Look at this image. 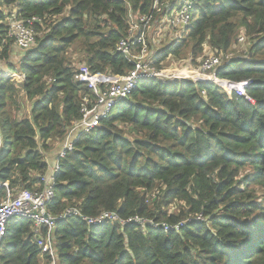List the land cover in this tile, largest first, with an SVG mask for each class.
Masks as SVG:
<instances>
[{
	"label": "trees",
	"instance_id": "1",
	"mask_svg": "<svg viewBox=\"0 0 264 264\" xmlns=\"http://www.w3.org/2000/svg\"><path fill=\"white\" fill-rule=\"evenodd\" d=\"M190 1L186 35L179 44L155 49L154 66L161 70L170 58L182 59L186 49L195 60L207 47L230 55L242 33L251 42L248 53L230 56L215 75L224 82L251 81L246 95L215 83L144 80L60 160L49 207L54 216L73 207L87 217L114 212L125 220L183 226L166 231L109 221L95 227L77 217L63 219L53 234L58 264H264V0ZM153 3L0 0V64L19 74L18 80L0 78L2 184L13 192L44 188L47 154L82 120L84 99L90 109L95 103L92 91L76 80L70 50L78 46L94 74L128 75L135 65L118 45L128 38L130 17L148 16ZM15 7L19 19L42 20L38 32L48 29L35 48L19 54L18 66L8 33ZM21 96L32 104L30 116L22 118ZM7 197L1 188L0 203ZM175 204L180 208L170 214ZM44 259L49 264L34 224L10 221L0 264Z\"/></svg>",
	"mask_w": 264,
	"mask_h": 264
},
{
	"label": "built area",
	"instance_id": "2",
	"mask_svg": "<svg viewBox=\"0 0 264 264\" xmlns=\"http://www.w3.org/2000/svg\"><path fill=\"white\" fill-rule=\"evenodd\" d=\"M194 12V5L190 0H154L152 12L148 16L137 18L131 16L128 38L122 40L118 45L121 52L128 61L135 65V69L126 76L94 74L88 66L79 69L76 80L84 84L95 96V103L85 98L83 104V118L76 123L66 136L65 145L59 152L54 168L41 178L44 188L39 191L20 190L13 192L9 183L2 184L0 189L5 187L8 197L0 203V244L7 235L8 224L14 219H24L34 224L36 233V243L42 254L49 256V264H58V254L55 249L53 234L57 223L60 220L70 217H77L88 223L90 226H102L107 222H118L125 227L127 224L136 222L140 224L150 223L155 228L162 226L166 231L180 229L183 224L172 227L167 223L154 224L139 217H132L128 220L121 219L117 213L104 212L96 217L84 216L80 209H66L59 216H54L49 207L55 198V174L59 171L60 160L67 153L74 150V143L82 133H87L100 126L102 120L109 118L115 108L123 101L130 98L134 89L144 80L152 78H162L168 81H193L201 83H215L217 85L235 89L240 95H246V89L252 84L251 81L241 83L224 82L216 77L215 71L222 67V59L217 55L207 57L196 69L188 70V67H176L173 70H158L156 62L155 48L151 50L149 35L154 34L159 29L164 30V38L168 44H179L187 33L191 24ZM18 9L15 7L8 18L9 38L14 41V47L26 53L36 47L38 30L37 26L42 24V20L37 17L30 19H19ZM155 24L157 29L150 34L146 28ZM143 26L145 29L143 30ZM239 41L244 44L246 37L242 35ZM167 44V45H168ZM151 50V51H150ZM229 60L230 55L226 56ZM173 58V57H172ZM171 59V58H170ZM11 72L0 67V78L11 77ZM219 82L221 84H219ZM228 86V87H227ZM2 140L0 139V155L2 153ZM202 219V216L197 218Z\"/></svg>",
	"mask_w": 264,
	"mask_h": 264
},
{
	"label": "rangeland",
	"instance_id": "3",
	"mask_svg": "<svg viewBox=\"0 0 264 264\" xmlns=\"http://www.w3.org/2000/svg\"><path fill=\"white\" fill-rule=\"evenodd\" d=\"M59 19L60 18H56V20H59ZM144 29H145V26H143V30ZM156 29H157V27L155 26V24H151L150 26H148L146 28V32L148 34H150L152 31H155ZM47 33H48V29L44 25L43 28H42V30L40 32H38V38L37 39L42 38ZM241 36H242V33L238 36V38H240ZM238 38H237V40H238ZM149 39L153 40L152 46L155 47V49H159V50H161L162 48L166 47L167 44H168V42H169L166 38H164L162 36L161 37H156V36H154V34H150L149 35ZM250 43H251L250 41H246L244 44H242L240 41H237L236 44L233 46L232 50L228 54H230V56H232V57H235V56H245L248 53V51H249V49L251 47V44ZM36 45H37V43H36ZM79 51H80V48L78 46H76V47H73L70 50V53H69V58L73 61V66L77 70L80 69V68H82V67H84V66H87L86 63L82 61L83 54L79 53ZM19 53H21V52H19ZM210 55H217V54H216L215 51H212L209 47H207L205 49V52L203 53V55L200 56V58H197L195 60L194 58H192V56L190 54V50H187L186 49L184 51V53H183L182 59L171 58L170 60H167L166 62H164L163 63V67H164L163 70H165V71L173 70L174 68H176L178 66H180V67H183V66L188 67V70L196 69V67L199 66L200 63H202V61H204ZM217 56H220L221 57V59H222V65L228 60L227 57H226V55H217ZM17 57L18 58L13 59V63H15L16 66H18L19 62L22 60L19 57L18 54H17ZM3 66H5V65H2V67ZM7 68L8 67H6L5 70H8ZM10 75H11V78H14L16 80L19 79V74L10 73ZM8 78H10V77H8ZM219 84H221V83L219 82ZM21 99L25 103L24 104L25 107L22 110V113L20 115V118L30 116V111H31L32 104L30 102H27L25 100V97H22L21 96L20 97V102H21ZM65 141H66V138L64 140H60L59 142L58 141L55 142L53 144V150H52V152L59 153V151L65 145ZM54 162H55V160H54ZM259 194H260V196H262V193L260 191H259ZM262 199H263V197H261V199L259 200V202ZM179 204H175L174 206H172V208H170V210H169V213L170 214L177 213L178 212V209L180 208L179 207ZM46 262L48 263V261L44 259L43 262H42V264H45Z\"/></svg>",
	"mask_w": 264,
	"mask_h": 264
},
{
	"label": "crops",
	"instance_id": "4",
	"mask_svg": "<svg viewBox=\"0 0 264 264\" xmlns=\"http://www.w3.org/2000/svg\"><path fill=\"white\" fill-rule=\"evenodd\" d=\"M3 10H5V9H3ZM6 11V13H8V11L7 10H5ZM10 13H8V15H9ZM9 18V17H8ZM164 30H162V29H159L157 32H155L154 33V36H156V37H164ZM149 42H151V44H152V42H153V40H151V39H149ZM152 45H150V47H151ZM155 47H153V49H154ZM19 52H21L20 50H18L17 48H15L14 47V51H13V54H15L14 56H13V59H16V58H18L17 57V54L19 55L20 53ZM21 54H23V52H21ZM1 65V64H0ZM1 67H2V65H1ZM5 66H3L2 67V69L3 70H5ZM61 151V150H60ZM59 151V152H60ZM58 154L59 153H54V152H50L49 154H47V163L49 164V170H48V172H50L53 168H54V165H55V163H56V159H57V156H58ZM54 160H55V162H54ZM49 174V173H48Z\"/></svg>",
	"mask_w": 264,
	"mask_h": 264
}]
</instances>
